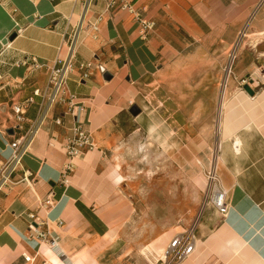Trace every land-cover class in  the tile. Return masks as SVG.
I'll return each mask as SVG.
<instances>
[{"label": "crops", "instance_id": "obj_1", "mask_svg": "<svg viewBox=\"0 0 264 264\" xmlns=\"http://www.w3.org/2000/svg\"><path fill=\"white\" fill-rule=\"evenodd\" d=\"M126 1L156 21L148 36L139 35L130 11L109 9V0H0V158L11 156L12 140L26 136L29 147L15 179L25 170L36 175L31 185L16 183L0 193V264H112L108 255L130 213L111 174L119 172L111 165L123 166L117 155L128 147L116 126L136 103L141 108L133 116L136 133L145 146L172 163L189 154L183 167L200 186L205 184L200 171L211 165L216 148L228 190V213L207 208L193 253L176 264H264V0ZM97 20L95 33L91 25ZM75 31L77 60L104 63L112 78L98 70L85 80L78 69L69 74L67 93L82 106L79 118L96 147L73 159L74 172L64 183L74 117L62 116L63 123L56 124L61 108L50 107L40 117L39 105L59 46ZM179 36L185 43L181 53L193 64L173 63L180 55ZM194 45L197 49H189ZM232 46L240 50L231 68L223 62L229 73L195 63L221 59ZM33 57L46 65L34 67ZM195 72L201 79H193ZM250 74L254 95L241 82ZM29 97L34 103L21 129L5 130L13 104ZM222 100L220 128L199 129V122L211 123ZM51 192L54 205L45 208ZM31 223L54 235L59 248L32 236ZM25 254L32 259L26 261Z\"/></svg>", "mask_w": 264, "mask_h": 264}, {"label": "rangeland", "instance_id": "obj_2", "mask_svg": "<svg viewBox=\"0 0 264 264\" xmlns=\"http://www.w3.org/2000/svg\"><path fill=\"white\" fill-rule=\"evenodd\" d=\"M179 43L180 55L173 63L193 64L194 61L188 62L191 57L186 56V52L181 53L185 48L182 36H179ZM197 47L194 45L189 49ZM238 49L240 47L232 46L223 52L221 59L216 56L206 60L197 58L195 63L217 65L221 73L224 70L229 73L226 67L231 68L238 60ZM225 60L226 67L223 63ZM193 75L195 80L202 77L199 72ZM227 76L223 77V82ZM222 105L223 100L211 123L199 122V129L203 130L212 124V133H215L220 128ZM137 129L138 123L129 111L119 119L116 126L120 134L118 139L121 143L125 141L128 147L124 153L117 155L124 158L123 166L119 163L111 166H115L123 177L121 183L115 186L123 189L121 191L125 194V202L121 205L128 204L130 213L121 220L117 247L113 249V254L108 255V261L112 264H160L159 260L164 259L163 254L172 237L189 228L198 219L205 194L206 183L200 186L183 167L189 154H180L178 163H172L151 150L149 145L145 146V139L136 133ZM200 139L199 136L194 141L197 143ZM105 155L110 154L106 152ZM200 173L205 178V170ZM116 191L123 195L119 189Z\"/></svg>", "mask_w": 264, "mask_h": 264}, {"label": "built area", "instance_id": "obj_3", "mask_svg": "<svg viewBox=\"0 0 264 264\" xmlns=\"http://www.w3.org/2000/svg\"><path fill=\"white\" fill-rule=\"evenodd\" d=\"M92 0H89V3ZM109 9H116L117 11L126 10L130 11L134 15V19L137 22V30L141 37H146L155 29L156 21L148 19L143 16L141 12L134 8V5L126 0H109ZM99 20L91 25L92 30L97 33L99 30ZM79 46L78 31H75L64 36L62 44L59 46V55L55 60L53 66L49 68V80L47 87L43 90V101L39 105L40 117H46L48 108L60 107L61 114L54 117L56 124H62V116L71 115L74 117V123L71 128V136L66 143L67 161L62 169V179L64 183L68 182V177L74 172V158H78L85 154L86 151L94 150L96 145L91 137V134L85 128V122L79 118L80 110H83L82 106H78L75 100L74 94L67 93V83L69 74L75 69L79 70L81 80L89 78L94 70H98L101 74L107 71V67L104 63L96 62L95 60L78 61L77 52ZM33 59V66L40 68L45 66V63H39L36 58ZM27 62L25 61L24 64ZM253 78L252 75H248L241 79L243 84H249V80ZM34 103V98L29 97L26 100L13 104L11 117L8 119V125L5 130H20L22 122L25 121V114ZM34 131V130H33ZM33 131L31 134H33ZM26 136H18L11 141L12 154L7 159L0 158V193L10 187L13 184L25 182L31 185L35 181L36 175L31 171L25 170L19 179H15L16 172L20 169L23 157L28 150L29 143H26ZM206 187L203 203L201 206V212L198 219L189 228L184 229L178 233L169 241L165 258L159 261L162 264H176L187 259L194 251L197 244V224L207 208H213L220 214L226 215L229 211L228 190L224 187L221 176L218 169V151L215 148L211 165L205 170ZM54 205V193L51 192L45 201L43 206L45 208ZM30 217L36 221L35 214H30ZM37 223V222H36ZM30 231L32 236L38 239L47 241L49 246L53 250L59 248L57 238L49 231H44L39 225L30 224ZM31 256L25 254V260L30 261Z\"/></svg>", "mask_w": 264, "mask_h": 264}, {"label": "water", "instance_id": "obj_4", "mask_svg": "<svg viewBox=\"0 0 264 264\" xmlns=\"http://www.w3.org/2000/svg\"><path fill=\"white\" fill-rule=\"evenodd\" d=\"M15 37V34L12 35V39ZM104 78L107 79V80H110L112 78V74L110 72H105L104 73ZM244 89L251 95H254L255 94V90L250 86V84H245L244 85ZM129 112L133 115V116H137L138 114H140L141 112V108L135 104L133 105ZM9 131H12V130H9Z\"/></svg>", "mask_w": 264, "mask_h": 264}, {"label": "bare ground", "instance_id": "obj_5", "mask_svg": "<svg viewBox=\"0 0 264 264\" xmlns=\"http://www.w3.org/2000/svg\"><path fill=\"white\" fill-rule=\"evenodd\" d=\"M219 121V120H218ZM219 124H221V120H220V122H219ZM220 126V125H219ZM199 162V164H200V161H198ZM112 176H113V179H114V181L115 182H117V183H121V181H122V176L120 175V173L119 172H117L116 170H114V171H112ZM199 176H200V178L206 183V180H205V178H204V174L202 175L201 173L199 174ZM178 233V232H177ZM176 235V234H175ZM174 235V236H175ZM173 236V237H174ZM172 237V238H173ZM169 243V242H168ZM168 245V244H167ZM165 253H166V250H165V252H164V257L163 258H165Z\"/></svg>", "mask_w": 264, "mask_h": 264}]
</instances>
